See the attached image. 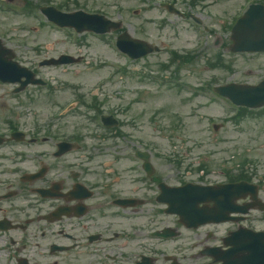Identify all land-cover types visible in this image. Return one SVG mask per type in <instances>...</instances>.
Instances as JSON below:
<instances>
[{
	"label": "flooded vegetation",
	"instance_id": "obj_1",
	"mask_svg": "<svg viewBox=\"0 0 264 264\" xmlns=\"http://www.w3.org/2000/svg\"><path fill=\"white\" fill-rule=\"evenodd\" d=\"M171 2L181 8L182 18H194L184 5L198 6L202 0ZM102 3L42 0L41 6L97 12L108 8L109 1ZM8 111L5 120L0 115V138L5 141L0 145V264H217L209 253L224 249L229 232L264 229L260 182L258 200L251 193L234 195L229 205L239 209L231 213L236 221L186 226L177 213H167L162 200L186 198L192 204L193 195L184 197L172 188L241 180H229L222 172L224 178L213 182L202 169L195 177L190 164L163 163L157 148L144 145V138L131 131L122 132L120 141L118 132L83 137L65 133L62 117L52 119L53 129L49 121L19 130L17 113ZM18 131L24 134L13 136ZM88 138L97 139L96 145L85 144ZM228 209L225 205L220 213ZM188 215L201 218L191 207Z\"/></svg>",
	"mask_w": 264,
	"mask_h": 264
},
{
	"label": "rangeland",
	"instance_id": "obj_2",
	"mask_svg": "<svg viewBox=\"0 0 264 264\" xmlns=\"http://www.w3.org/2000/svg\"><path fill=\"white\" fill-rule=\"evenodd\" d=\"M238 4L234 7L233 0H224L220 5V8H225V18L231 17L236 11L239 10V3L242 0H235ZM138 0H128L127 6H131L132 9H136ZM116 3H114L115 5ZM151 5V2H150ZM152 6V5H151ZM123 7L114 6L115 17L117 16V10ZM216 11H220L217 7L213 8ZM124 11L121 12L124 16L126 28L136 37H150L157 39L159 25L155 22H147L148 18L159 20V11L154 9L148 10L145 14L146 21L141 25L142 18L137 16L134 11H129L127 7H124ZM217 13V12H215ZM156 14V15H155ZM165 14V13H163ZM155 15V17L153 16ZM174 18L173 16H171ZM19 18H15L13 25H16V21ZM37 21H29L28 28L30 26H38ZM16 28V27H15ZM21 29V27H18ZM4 27H2L3 32ZM25 29V28H24ZM148 30V32H147ZM229 30L222 29L219 34L228 36ZM151 34V36H150ZM168 35V39L161 38L164 43L169 44L168 48L157 56H150L146 61H132L125 55L118 53L114 47V40L116 34L108 35L106 38L89 36L85 42L73 43L74 40L70 39L71 34L69 32H58L55 29L48 31L45 27H40L39 32L23 31L17 32L18 38L24 39L29 36L28 41L32 45L44 46L48 45V49L45 50L44 55L57 56L58 53L66 51L73 52L75 54L85 53L87 60L95 63L96 65L85 66L86 62L80 65L66 66L64 69L55 68H40L38 62L42 60L35 55L28 54L24 61L26 65L30 66L31 63L39 68V74L43 73L46 78L51 80V77H56L58 80V86L61 88L58 92V102L63 104L73 102L76 100V93H86V99L90 100L91 96L95 93L98 94L100 99H104L105 108L113 106L121 109L123 102H121V92L124 90V86L128 83L133 85L131 87L137 88V84L146 83L145 90L151 89L156 92L155 97L149 104H141L140 108L144 111L148 110L146 117L144 116V132L148 137V132L153 131L155 126L159 128L157 121L155 124L148 120L152 114L151 107H160L164 110V114L160 115V124L164 125L167 120H175L176 114L183 116L184 123L179 125V130H183L192 135L194 138L193 145V157L201 156L207 157V164L213 166L210 177L216 176L215 170H218L223 164L227 167L234 168L242 159L252 160L254 168V178L264 180V132L259 133L258 130H264L263 123L249 122L244 124L246 130L244 132L239 131V127L233 121L226 122L228 116L233 114L234 108L219 98L211 97H196L192 103L186 105L181 101L191 97V91L184 90L185 84H188L190 89H196L201 83L213 82L215 84H224L231 81L236 82H251L256 83L264 77V53L260 54H236L225 55L224 59L226 63L231 64L232 70L223 68H211L208 66L209 59H215L214 53L221 51L213 45L215 35L199 32L198 27L195 25L188 26L184 21L178 20L176 25L165 26L161 35ZM41 35V36H39ZM33 38V39H32ZM44 39V40H43ZM32 40V41H31ZM73 42H72V41ZM47 41L48 44H45ZM205 41V46L200 51L198 59L190 65L184 66L177 72L176 80L173 79L171 69L161 70L160 65L162 62H166L170 59V50L175 49L179 52H187L195 49L200 42ZM90 44V45H89ZM89 45V46H87ZM197 55V53L195 54ZM124 68L127 69L128 75H124ZM249 70L253 73L250 74ZM126 73V72H125ZM160 77V79H157ZM144 79V80H143ZM66 82L67 89H64ZM125 83V84H124ZM167 83L169 86H164ZM73 87L79 89V91L71 90ZM121 88L123 90H118ZM12 94L9 89L2 88L0 90V97L2 102L7 101L9 105L18 104V111L25 110L24 106H20V101H24V105L31 110V114L24 116V121L33 122L36 119V114H41L40 117L48 115L49 112L45 105L49 104L47 98V88L31 87L25 93L12 98ZM131 97L132 95H128ZM118 97V98H117ZM147 99V97H144ZM138 106V105H137ZM167 106V111L165 108ZM203 106V107H202ZM202 107V108H201ZM177 111V113H175ZM162 112V111H161ZM42 113H45L44 115ZM203 116V117H201ZM187 117V126L185 127V120ZM205 117H208L207 119ZM75 122V127L80 130L89 131L94 129L103 130L102 126L95 123H82V117H78ZM223 123L224 128L218 132L214 130L213 123ZM73 123V122H72ZM71 122H66V125ZM180 124V123H179ZM202 127V128H201ZM199 130V132L197 131ZM206 130L208 135L205 136ZM249 132L251 134H249ZM181 134V133H179ZM185 135V133H183ZM255 135V136H251ZM178 143V149L186 146L187 139L184 138L176 140ZM168 144L167 140L159 141L161 151L166 152L165 145ZM242 148H246V152H243ZM250 148V151H249ZM199 159H195L197 161ZM215 169V170H214Z\"/></svg>",
	"mask_w": 264,
	"mask_h": 264
},
{
	"label": "water",
	"instance_id": "obj_3",
	"mask_svg": "<svg viewBox=\"0 0 264 264\" xmlns=\"http://www.w3.org/2000/svg\"><path fill=\"white\" fill-rule=\"evenodd\" d=\"M234 44L232 50H264V6H252L242 17L233 30ZM242 92L240 98L251 105L264 103V81L257 87L237 90ZM264 244L257 246L253 256L255 264L264 263ZM263 256V255H262Z\"/></svg>",
	"mask_w": 264,
	"mask_h": 264
}]
</instances>
